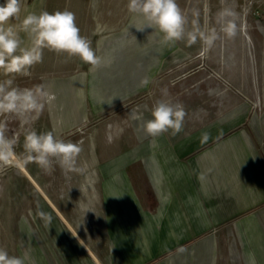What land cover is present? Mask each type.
<instances>
[{"label":"rangeland","instance_id":"374dc122","mask_svg":"<svg viewBox=\"0 0 264 264\" xmlns=\"http://www.w3.org/2000/svg\"><path fill=\"white\" fill-rule=\"evenodd\" d=\"M128 2L22 0L21 19L44 10L74 12L81 35L104 58L94 68L78 56L45 50L43 63L31 69V76L13 78L0 72V81L13 78V86L20 89L43 85L56 97L39 115L0 114L6 135L17 138L13 163L0 166V247L10 256L27 257L26 264H78L82 254L44 195L61 208H96L100 214L96 218L102 219L105 204L119 203L116 195L106 200L104 194L119 191L114 177L126 171L131 191L152 203L154 190L143 159L178 138L171 131L156 138L143 131V121L152 118L157 101L183 104L187 114L182 134L194 136L203 123L216 122V115L230 124L248 113L249 119L240 122L253 124L264 137V0H177L187 17L188 31L216 28L219 32L217 14L224 8L237 13V36L228 39L221 33L211 49H205L200 40L191 46L186 41L163 45L158 30L137 29L146 22L129 13ZM20 35L27 41L24 33ZM144 80L148 83L143 84ZM30 128L81 143L76 163L80 170H66L54 159L49 174L36 163L26 162L23 143ZM135 145L140 152L131 156ZM38 210L51 215L48 226ZM129 231L121 230L112 240L129 238ZM85 232L93 240L108 238L99 226Z\"/></svg>","mask_w":264,"mask_h":264},{"label":"crops","instance_id":"0c3cea01","mask_svg":"<svg viewBox=\"0 0 264 264\" xmlns=\"http://www.w3.org/2000/svg\"><path fill=\"white\" fill-rule=\"evenodd\" d=\"M243 114L230 124L216 115L194 136L180 132L153 149L157 154L143 159L151 204L131 191L126 171L114 177L119 191L104 194L119 203L105 204L102 219L96 208H61L44 195L80 245L78 264H264V137L240 122L249 119ZM129 152L137 156L139 146ZM97 226L108 238L87 236ZM123 229L129 238L112 240Z\"/></svg>","mask_w":264,"mask_h":264},{"label":"clouds","instance_id":"9594fccd","mask_svg":"<svg viewBox=\"0 0 264 264\" xmlns=\"http://www.w3.org/2000/svg\"><path fill=\"white\" fill-rule=\"evenodd\" d=\"M127 8L129 13L142 17L146 22L143 27L137 28L139 31L152 28L163 34V45L186 41L191 46L200 40L205 49H211L221 39V33L233 39L239 31L237 13L231 8H224L217 14L219 32L216 28L188 31L187 17L177 0H129ZM22 11V0H4L0 3V72L5 76H31V69L43 63L45 50L67 54L68 57L78 56L94 68L104 62V58L97 55L92 47L91 40L81 35L74 12L44 10L39 14L28 13L21 19ZM14 20L19 23H12ZM21 33L25 34L27 41L21 37ZM200 54L204 55V51ZM13 78L0 81V114L20 117L28 113L39 115L45 104L56 98L43 85L25 89L14 87ZM147 83V80L143 81V84ZM163 93L167 95V89ZM186 114L183 104L159 100L152 109V118L143 121V131L153 138L169 131L175 135L182 131ZM6 131V124L0 121V166L11 165L15 157L17 138H9ZM208 135L207 132L202 134V142H206ZM23 148L24 160L36 163L45 173H51L54 159L66 170H80L76 168V163L83 150L82 144L66 142L53 131L38 133L35 129H28ZM37 214L44 220L45 226L51 223L50 214L42 210H38ZM26 259L10 256L6 249L0 247V264H26Z\"/></svg>","mask_w":264,"mask_h":264}]
</instances>
